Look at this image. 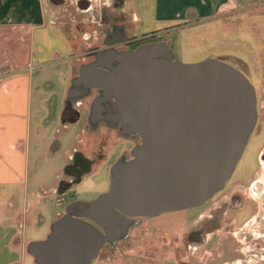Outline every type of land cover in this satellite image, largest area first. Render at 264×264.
<instances>
[{"label":"water","instance_id":"obj_1","mask_svg":"<svg viewBox=\"0 0 264 264\" xmlns=\"http://www.w3.org/2000/svg\"><path fill=\"white\" fill-rule=\"evenodd\" d=\"M75 85L101 90L95 106L109 100L107 118L141 143L111 166L106 192L69 203L45 239L28 243L36 264H91L126 232L127 217L203 205L231 177L257 122L255 89L236 64L176 62L166 40L97 50Z\"/></svg>","mask_w":264,"mask_h":264},{"label":"rangeland","instance_id":"obj_2","mask_svg":"<svg viewBox=\"0 0 264 264\" xmlns=\"http://www.w3.org/2000/svg\"><path fill=\"white\" fill-rule=\"evenodd\" d=\"M52 1L57 4L63 2L62 0ZM128 1L126 9L134 7L138 13L141 12L140 10H146L148 12L146 18L152 16L149 12L150 0ZM66 2L64 4L66 8L64 7L63 10L66 9L67 19L72 23L68 22L65 29L70 38L75 36L74 50L76 54H79L81 61L86 48L80 45L84 32L79 34V30L82 27L90 28V15L85 12L80 13V11L78 13L75 10L74 0H66ZM85 18L88 20L87 22L84 21ZM77 24L78 30H75L74 27ZM170 37L173 42L169 48L173 52L176 62L194 63L207 58L223 56L242 62L243 66L238 67L250 80L258 94L259 116L257 122L231 177L224 186L225 189L242 190L252 181L253 175L259 169V156L264 148V6L236 10L226 14L222 19L217 16L214 20H207L202 24L190 23L178 31L170 33ZM32 65H36V62ZM63 66L65 64L58 65L52 61L33 69L34 94L31 106V149L27 186H18L12 194L3 192L8 210H11L12 213H19V217L28 218L24 226L21 227L28 242L45 239L52 224L63 215L72 198L78 201H91L106 192L110 183L111 167H109L110 162H107L86 175L82 182L74 184L65 195L56 194L50 190L44 191L40 195L39 204H32L34 201L32 190L40 184L49 186L53 181V173L56 170L62 171L63 166L60 163L64 158V151L71 133L80 132L84 126V121L80 120L69 124L67 129L61 127L65 82L58 77L56 72ZM74 73L76 74V68ZM54 115L55 123L50 122V125L46 126L47 118L50 120ZM38 125L48 128L49 132L55 127L59 129L54 143L45 150L47 152L45 159L48 161L44 159V154L41 152L40 155L34 152L33 141ZM51 158L53 161L49 162ZM196 211L197 209H192L188 213L192 214ZM171 217L170 213L166 212L158 217L142 219L141 228L139 226L132 228L127 239L112 245L114 249H102L91 264H180L181 262L224 264L222 263L223 255L221 257L216 254L212 257L213 251L217 252L221 243L218 237H215L213 241L210 235L208 241H213V244L209 243L208 247L200 246L188 250L180 240H176V238L180 239L181 233L187 228L182 225L173 226ZM196 221L195 218L193 226L196 225ZM226 240L229 242V247H236L234 239L227 238ZM210 246L214 248L210 250ZM231 251L233 250L231 249ZM16 256L21 262L23 255L20 251ZM229 256V260L233 258L232 254ZM24 257L26 261L30 258L27 255Z\"/></svg>","mask_w":264,"mask_h":264},{"label":"crops","instance_id":"obj_3","mask_svg":"<svg viewBox=\"0 0 264 264\" xmlns=\"http://www.w3.org/2000/svg\"><path fill=\"white\" fill-rule=\"evenodd\" d=\"M105 1L107 4V0ZM102 4V0H97L95 12L80 11L76 6L75 10L90 15L92 22L94 16L100 17ZM127 4L128 0H121L119 12L130 16L135 34H161L178 31L190 23L202 24L204 21L214 20L217 16L222 19L236 10L263 7L264 0H150L149 12L152 16L147 17L150 19L146 18V10H140L138 13L134 7L126 9ZM64 7L66 8L64 2L57 4L52 0H0V264H36L27 251L29 242L21 230L28 218L19 217V213L8 210L6 199L3 198V192L12 194L18 186H27L31 149V106L34 94L33 69L36 66L52 61L58 65L65 64L56 72L65 82L61 127L67 129L69 124L78 122L83 117L63 119L67 99L72 95L69 91L71 80L80 61L79 54L74 50L75 36L70 38L65 29L66 24L72 21H68ZM84 21L88 20L85 18ZM34 62L36 65H32ZM50 122L55 123V115L51 116L50 120L47 118L46 126H49ZM84 129L85 125L80 132L71 133L60 163L63 166L62 171L56 170L53 173V181L49 186L40 184L32 190V204H39L40 195L44 191L50 190L62 195L56 188L61 179L73 177L71 173L66 172L65 167L73 153L81 149ZM58 130V127H55L49 132L48 128L38 125L33 141L34 152L39 155L41 152L45 159V150L54 143ZM52 161L53 158L49 160ZM84 177L76 184L82 182ZM19 251L23 255L21 262L16 256ZM24 255L29 256V260L26 261Z\"/></svg>","mask_w":264,"mask_h":264},{"label":"flooded vegetation","instance_id":"obj_4","mask_svg":"<svg viewBox=\"0 0 264 264\" xmlns=\"http://www.w3.org/2000/svg\"><path fill=\"white\" fill-rule=\"evenodd\" d=\"M62 1L64 4L67 3L66 0ZM102 1L104 4L99 10L100 17L94 16V21L89 22L91 24L89 29L82 27L79 30V34L84 32L80 45L86 50L76 68V74L81 64L91 61L94 53L103 48L131 50L146 42L166 40L168 46L173 42L170 37L172 32L169 31L161 34L159 32L135 34L130 16L119 12L121 0H107V4L105 0ZM74 3L80 11H96L97 0H75ZM77 27L78 24L75 30H78ZM216 59L233 62L239 67L243 66L242 62L226 56ZM71 88L72 95L67 99L68 104L64 110V116L66 119L69 117L77 119L83 116L85 129L81 149L73 153L65 167L66 172L71 173L73 177L61 179L58 182L56 191L62 195H65L77 181L101 164L110 162L109 167H111L118 160L131 159L133 150L141 143L139 135L125 133L120 123H113L107 118L111 108L109 100L101 104V109L95 106V100L101 96V90L85 85H75ZM256 109L258 119L257 92ZM259 162V169L253 175L252 181L242 190L223 187L201 206L167 212L172 216L173 226L182 225L187 228L181 233L180 239L176 238V240H180L185 248L191 250L200 246L208 247L209 243L212 245L214 238L218 237L221 243L217 248L218 251H213L212 257L216 254L221 257L223 255L222 263L264 264V148L259 156ZM74 201L78 200L72 198L70 203ZM192 209H197V211L192 214L188 213ZM146 218L154 217H127L129 220L126 232L115 243L127 239L132 228L137 226L141 228L142 219ZM195 218L197 221L193 226ZM210 235V238H213L212 242L208 241ZM227 238L234 239L236 247H229ZM113 244L107 243L102 249H114ZM213 248L209 247L210 250ZM229 254L233 255L230 260ZM180 264L187 263L181 262Z\"/></svg>","mask_w":264,"mask_h":264},{"label":"trees","instance_id":"obj_5","mask_svg":"<svg viewBox=\"0 0 264 264\" xmlns=\"http://www.w3.org/2000/svg\"><path fill=\"white\" fill-rule=\"evenodd\" d=\"M63 119H66L64 115H63Z\"/></svg>","mask_w":264,"mask_h":264}]
</instances>
